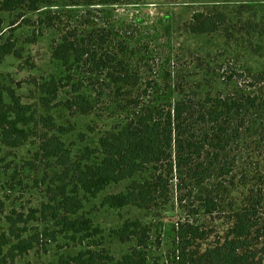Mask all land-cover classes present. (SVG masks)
<instances>
[{
  "label": "trees",
  "instance_id": "1",
  "mask_svg": "<svg viewBox=\"0 0 264 264\" xmlns=\"http://www.w3.org/2000/svg\"><path fill=\"white\" fill-rule=\"evenodd\" d=\"M52 3L0 0V10L16 11L19 23L30 21L23 18L28 13L35 16L32 23L36 22L37 30L29 42L42 35V28L58 32L50 42V58L62 69L60 75L34 82L35 103L24 102L11 86L0 87V153L37 139L35 157L47 160L51 171L40 180L45 200L24 219L7 218V233L0 236V264L59 235L73 244L85 243L76 254L60 256L59 264H153L147 254L149 228L138 219H125L113 229L118 240L136 241L115 259L106 249L95 248L101 229L84 207L99 197V207L113 210L164 205L170 174L178 175L204 214L212 216L224 207L230 211V225L222 237L201 251L192 246L203 239L204 231L188 222L177 224L178 264H264V76L194 75L189 88L176 85L171 101L162 94L145 98L147 88L140 89L139 75L127 57V43L113 26L107 23L106 32L100 34L91 25L59 26ZM207 11L191 14L187 27L191 34L222 32L223 12ZM243 28L264 36V18L245 22ZM8 55L19 58L20 48L15 40L0 38V64ZM64 88L69 97L57 101ZM88 88L93 94L88 95ZM37 104L45 115L37 112ZM98 104L112 106L113 123L97 134L79 130L76 140L69 138L73 123L59 125L49 114L60 107L84 116ZM124 181L128 183L122 190L104 193ZM34 221L42 228L36 226L32 232ZM5 246L7 258L2 254Z\"/></svg>",
  "mask_w": 264,
  "mask_h": 264
},
{
  "label": "rangeland",
  "instance_id": "2",
  "mask_svg": "<svg viewBox=\"0 0 264 264\" xmlns=\"http://www.w3.org/2000/svg\"><path fill=\"white\" fill-rule=\"evenodd\" d=\"M51 1L55 2L50 9L54 11L52 15L59 26L70 22L81 25V28L83 24L91 25L98 34L102 30L106 32L107 23L113 26L127 43V57L139 75L140 89L147 88L145 98L162 94L171 101L176 94V85L182 83L189 88L194 75L259 73L264 76V36L249 34L243 28L245 22L264 18V0H120L111 6L71 4L83 0ZM200 10L223 12L225 27L220 34L194 35L188 31L191 14ZM29 17V22L23 19L19 23L21 19L16 11L0 10V38L15 40L21 51L19 58L8 55L0 64V87L11 86L24 102L35 103L37 91L34 82L54 74L60 75L62 69L50 58V42L58 32L42 28V35L33 43L29 42L33 30H37L36 22L32 23L35 20L33 14L28 13L23 18ZM13 21L18 25H12ZM86 92L93 94L90 88ZM68 97V88H64L57 101ZM111 107L98 104L84 116L73 115L69 110L58 107L50 110L49 114L59 125L73 123V133L69 138L76 140L79 130L97 134L109 127L115 114ZM36 108L37 112L46 114L38 104ZM37 143V139H31L30 143L17 149L0 153V236L7 233L8 217L24 219L31 209L45 200V187L40 180L50 174V163L40 156L35 157ZM127 183L112 185L104 193L118 192ZM192 200L191 193L184 189L178 175L170 174L168 199L164 205L146 210L134 207L113 210L99 207V197L85 203L84 209L101 229L95 248H104L115 259L119 258L136 241L134 238L120 241L112 231L125 219H138L149 228V261L153 264H178L176 228L179 222H188L204 231L203 239L195 241L192 246L198 251L217 242L230 225L227 207L209 216ZM30 226L32 232L37 227L42 228L35 221ZM83 248L85 243L73 244L59 235L55 241H47L45 246L37 245L13 261L6 259L5 264H59L60 256L74 255ZM6 250L7 247H3L5 258Z\"/></svg>",
  "mask_w": 264,
  "mask_h": 264
}]
</instances>
